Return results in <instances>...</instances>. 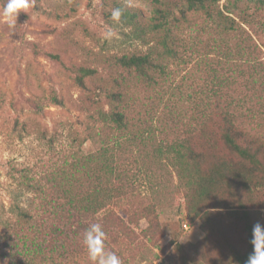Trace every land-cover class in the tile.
<instances>
[{
  "label": "rangeland",
  "instance_id": "obj_1",
  "mask_svg": "<svg viewBox=\"0 0 264 264\" xmlns=\"http://www.w3.org/2000/svg\"><path fill=\"white\" fill-rule=\"evenodd\" d=\"M116 8L122 12L118 22L111 18ZM128 9L141 15L144 28L128 23L123 15ZM153 9L154 0H33V6L18 15L14 28L0 18V264H88L83 246L74 250L63 241H58L48 261L35 258L32 236L51 215L29 182L45 183L48 175L60 174L78 157L100 158L102 148L109 150V157L122 158L137 200L158 206L152 239L143 233L150 227L146 218L129 223L138 239L121 236L114 243L109 238L119 249L122 264H182L183 249L192 254L187 264H237L217 242H207L201 220L188 215L176 175L150 161L149 145L130 146L126 137L152 131L159 140L172 141L225 80L229 95L245 90L248 66L237 39L221 45L213 27L199 19L183 35L187 48L180 49L178 58L166 60L167 75L156 73L157 84L121 72L112 66L113 57L163 51L159 35L147 29ZM109 30L115 35L104 39ZM249 32L257 46L252 58L264 62V11L255 14ZM79 67L96 70L86 79V88L76 83ZM99 87L128 96L131 134L101 120L99 111L107 112L112 105ZM55 97L63 104L56 105ZM91 97L98 101L91 103ZM117 141L123 143L121 148ZM131 206L126 200L114 208ZM21 211L38 219L26 222ZM259 214L264 219V209ZM61 230L63 237L70 236L68 225ZM39 242L48 249L47 243ZM235 244L245 247L239 233Z\"/></svg>",
  "mask_w": 264,
  "mask_h": 264
},
{
  "label": "trees",
  "instance_id": "obj_2",
  "mask_svg": "<svg viewBox=\"0 0 264 264\" xmlns=\"http://www.w3.org/2000/svg\"><path fill=\"white\" fill-rule=\"evenodd\" d=\"M221 1L154 0L153 16L147 29L159 35L163 51L152 49L115 56L111 64L141 82L157 84L156 73L167 75L166 60L178 58L180 49L187 48L183 35L199 19L213 27L221 45L232 37L239 41V54L250 73L245 90L229 95L224 91L229 86V81L225 80L213 90V98L209 96L210 99L203 101L201 109L198 106L191 123L172 141H161L152 131L147 135L139 131L128 135L126 140L130 146L143 143L152 148V154L148 155L150 161L176 175L179 188L185 192L183 201L188 215L201 220L207 242H217L221 250L230 253L234 262L246 264L253 252V228L257 223L264 226V219L259 217L260 210L264 209V62L252 58L257 46L249 32L255 14L264 11V0H226L224 5ZM1 2L4 6L6 0ZM123 15L129 18V24L142 27V17L133 9L124 11ZM76 74L77 85L86 88V79L93 77L96 70L79 67ZM97 89L106 94L112 105L107 112L99 111L104 124L122 134H131L134 126L128 96L104 87ZM94 94L92 97L96 96ZM53 101L56 105L63 104L58 97ZM96 101L93 98L91 103ZM34 108L43 109L37 104ZM116 144L120 148L123 145L121 141ZM102 152V158L78 157L70 168L48 175L45 183L29 182L31 188L43 196L51 215L32 236L35 258L48 261L58 241L74 250L83 246V233L93 223H99L106 233V250L118 256L119 249L112 246L109 238L114 243L121 236L138 239L139 235L129 223H139L146 218L150 227L143 233L152 239L157 204L138 201L131 192L129 170L122 166V158L114 154L109 157L107 148H102ZM126 200L132 204L130 210L114 208ZM19 216L32 223L38 219L27 211H21ZM64 224L68 225L70 236L63 237ZM238 233L245 240V247L235 244ZM39 240L47 243L48 249H44ZM81 251L87 259L84 246ZM181 252L185 253L182 264H187V259L193 260L188 250ZM87 262L91 264L89 259Z\"/></svg>",
  "mask_w": 264,
  "mask_h": 264
},
{
  "label": "clouds",
  "instance_id": "obj_3",
  "mask_svg": "<svg viewBox=\"0 0 264 264\" xmlns=\"http://www.w3.org/2000/svg\"><path fill=\"white\" fill-rule=\"evenodd\" d=\"M33 6V0H6L0 10V18L7 23L9 28H14L18 15ZM122 12L119 8L113 9L111 18L119 21ZM114 31H106L104 39H111ZM251 244L253 252L248 257L246 264H264V226L257 223L253 228ZM106 233L99 223L91 224L83 233V246L86 249L91 264H122L120 257L105 247Z\"/></svg>",
  "mask_w": 264,
  "mask_h": 264
},
{
  "label": "built area",
  "instance_id": "obj_4",
  "mask_svg": "<svg viewBox=\"0 0 264 264\" xmlns=\"http://www.w3.org/2000/svg\"><path fill=\"white\" fill-rule=\"evenodd\" d=\"M187 227V226H186Z\"/></svg>",
  "mask_w": 264,
  "mask_h": 264
}]
</instances>
